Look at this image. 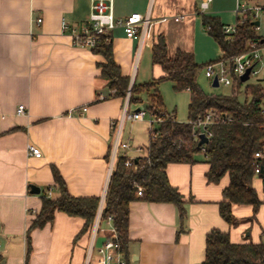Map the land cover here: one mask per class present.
<instances>
[{"label": "crops", "instance_id": "0c3cea01", "mask_svg": "<svg viewBox=\"0 0 264 264\" xmlns=\"http://www.w3.org/2000/svg\"><path fill=\"white\" fill-rule=\"evenodd\" d=\"M202 1H113L116 20L132 13L149 20L142 44L127 38L121 27L110 33L112 59L130 84L143 82L148 75L154 77L150 79L163 76L150 55L159 34L168 50L172 43L173 49L192 55L196 39L206 42L209 37L217 48L216 61L222 58L200 15L217 18L224 26L234 25L236 0H209L201 11ZM89 11L90 0H0V264L85 263L91 229L79 235L83 220L61 212L54 214L50 224L29 233L27 257L26 248L27 229L40 210L41 197L59 196L53 170L73 197H98L100 203L107 187L110 157L107 162L106 155L115 132L111 123L119 119L124 101L111 97L100 78L98 64L103 57L73 46L60 28L62 20L80 28L88 21ZM172 33L176 38L171 39ZM256 33L264 38V27ZM140 66L142 80L137 81ZM260 72L257 82L264 87V61ZM99 94L103 100H97ZM19 105L25 107L24 115H16ZM141 123L122 125L120 141L128 148L119 152L128 158L146 156L148 130L144 129V136L137 133ZM27 145L37 147L41 157H28ZM207 170L204 162L167 165L168 182L184 202L181 221L172 204L130 203L126 264H201L204 237L213 228L228 233L234 244L264 243V205L254 217L250 206L233 205L237 225L229 226L218 214L228 178L209 184L204 176ZM31 186L40 192L30 193ZM254 187L262 198L260 182L255 180ZM111 229V223L99 222L88 264H115L96 252L111 236Z\"/></svg>", "mask_w": 264, "mask_h": 264}, {"label": "trees", "instance_id": "16d2710c", "mask_svg": "<svg viewBox=\"0 0 264 264\" xmlns=\"http://www.w3.org/2000/svg\"><path fill=\"white\" fill-rule=\"evenodd\" d=\"M202 27L214 40L226 61L243 54L249 41H262L246 17L237 24L231 34L223 32L217 18L200 15ZM103 57L98 64L100 78L106 81V88L113 98L125 100L129 92L127 108L131 105H144L152 116L161 118L154 128L148 129L146 156L132 159V166L126 167V155L116 152L104 194L100 221L111 217L116 234L113 240L118 244L117 251L124 262L128 253V217L130 203L144 201L149 203H168L176 207L180 221L185 216L184 202L178 190L168 182L165 169L169 164H190L204 162L208 165L205 180L209 184L218 183L227 176L228 184L222 190V200L218 203V214L229 226L237 225L232 214L233 205L250 206L253 217L264 205V87L256 82L245 84L230 74L231 93L228 95L207 94L197 84V75L203 65L194 62L193 55L183 50H175L172 55L162 34L156 36L150 50L151 63L159 65L163 76L144 83L130 84V78L122 76L119 67L112 59L111 40L102 39L92 50ZM169 81L174 91L186 90L189 93L187 122L179 123L174 114L164 107L159 85ZM243 88V89H242ZM243 93V100L239 94ZM145 96L142 102L141 96ZM213 112L229 119L225 123L210 126L207 142L198 145L191 122ZM113 137V131L111 132ZM112 144L106 155L109 161ZM260 153L262 158H255ZM256 170L258 172L256 173ZM53 180L59 191L55 199L41 197V207L34 215L27 229L26 257L30 252L29 233L50 224L56 212L83 220L80 234L90 231L99 205L98 197H73L65 187L63 179L53 170ZM260 182L262 198L254 187ZM138 187L141 196H137ZM201 264H264V243L230 242L229 235L219 229H210L204 237V255Z\"/></svg>", "mask_w": 264, "mask_h": 264}, {"label": "built area", "instance_id": "2783aa9c", "mask_svg": "<svg viewBox=\"0 0 264 264\" xmlns=\"http://www.w3.org/2000/svg\"><path fill=\"white\" fill-rule=\"evenodd\" d=\"M113 1L114 0H90V11L88 16V21L82 25L80 28H71L69 27L65 21H61L60 28L63 33H67L71 39L72 45L78 48H83L87 50H93L99 46L102 39L108 41L110 39V33L116 27H121L125 33L127 38L136 39L140 44L143 42V38L146 32V28L148 26L149 20L147 17L142 18L138 13H132L125 19L114 18L113 14ZM209 0H203L200 4V9L203 11L207 7V3ZM234 14L236 17V21L234 25L223 26V32L225 34H231L234 32L237 24H242L246 20V17L249 16L252 21V25L254 22H258V25H253L255 31L259 29L261 23H264V0H236ZM40 19H36L35 22L40 23ZM177 21V18H175ZM264 49V44L258 41H249L248 49L241 55L236 56L229 61L224 59H220L214 63H209L204 67V75L206 78L212 79L216 76L218 85L222 84L225 86L231 85L230 74L239 78L242 76L247 68H250L249 78L252 76H257L259 73V69H256L258 64H262L264 61V56L261 54V50ZM241 59H244L241 62ZM229 66V67H228ZM248 78V80H249ZM264 83V81H263ZM103 95L99 94L97 96V100H103ZM128 105V93L125 97L123 108L121 111V115L117 121L112 122V126L114 127V141L111 148L110 153V163L108 166V175L110 174L112 164L116 155V152L120 150H125L128 148L127 143L120 141V134L122 125L125 121L133 122V121H143L146 112L144 110L140 111H130L127 108ZM85 108L81 109V112H84ZM264 111V109H263ZM16 115L21 116L25 114V107L23 105H19L16 108ZM152 116V115H151ZM154 118L155 123L161 122V118L158 116H152ZM229 119H226L224 116H220L219 114L213 112H207L202 118H198L191 122L193 130L196 135V139L199 141V135L204 134L208 139L210 136L209 127L213 124L217 123H225ZM152 122L150 123V127L152 126ZM26 155L28 157L40 158L41 152L40 150L33 146L27 145L26 147ZM255 158H262L260 153L254 154ZM143 158V157H141ZM132 159L128 158L125 161L126 167L132 166ZM258 170H256V173ZM137 196H141V188L138 187ZM103 197L98 205L94 221L91 226V235H90V243L88 246V251L85 258V263H89V258L94 247V239L96 235V231L98 229L100 215L103 204ZM107 222L111 223V217H107ZM116 238V234L112 227L111 236L107 238L100 246L96 248L97 254L105 261V262H114L115 264H126L121 257V254L117 251L118 244L113 241Z\"/></svg>", "mask_w": 264, "mask_h": 264}, {"label": "rangeland", "instance_id": "374dc122", "mask_svg": "<svg viewBox=\"0 0 264 264\" xmlns=\"http://www.w3.org/2000/svg\"><path fill=\"white\" fill-rule=\"evenodd\" d=\"M263 27H264V23H261L259 26V29H261ZM170 36H171V39H173V38H176L177 34L172 33ZM204 37L207 38L208 36L204 35ZM174 50L175 49H173V46L171 43V45H169V50L167 49V52L169 51L171 54H173L172 52H174ZM192 53H193L194 61L198 65H203L202 69L200 70V72L197 75V84L199 85V87L207 94H221V95L230 94L231 90H232L231 85L225 86V85L220 84V85H218V87H212L211 86V82H212L211 79L206 78L204 75V67L207 64L216 61V59L218 58L217 48H216V45L213 43V41L209 37L207 38L206 42H204V40H202L200 38H197L195 41ZM260 68H261V65L258 64L256 69H260ZM261 72L257 76L250 77L248 81L243 83V85L256 83L258 78L261 76ZM141 73H142V66H140V68L138 70L137 81L142 80V77L140 75ZM149 73L151 74V72H149ZM150 78H154V77H151L148 75V79H143L144 81L140 82V83L147 82V81L151 80ZM242 89H241V93L239 94V97H238V99L241 101L243 100V97H244L243 93H242ZM159 93L161 95L165 110L169 114H174L177 122L186 123L188 120L187 119V104L189 101V93L186 90L174 91L172 89L171 83L169 81H163L160 83ZM128 97H129V92H128ZM141 99H142L143 103L146 101L144 95L141 96ZM262 106L264 108V103ZM139 107L146 112V115H145V117L143 119V123H141V127L138 129L139 131H137V133H141L144 136L145 135L144 129L148 130L149 128H154L156 126V123L154 121V118L151 116V114L145 110L144 105H131L130 111H136V109ZM151 122L153 124L150 127ZM142 127H143V131L141 130Z\"/></svg>", "mask_w": 264, "mask_h": 264}, {"label": "water", "instance_id": "95a60500", "mask_svg": "<svg viewBox=\"0 0 264 264\" xmlns=\"http://www.w3.org/2000/svg\"><path fill=\"white\" fill-rule=\"evenodd\" d=\"M253 25L257 26L258 22H254ZM260 43H262V41H260ZM244 59H241V62H243ZM249 72H250V68H247L245 73L239 77V80L241 83H245L246 81H248L249 78ZM211 86L212 87H218V82H217V78L216 76L212 79L211 82ZM141 108H137L136 111H140ZM207 142V138L204 134H200L199 135V141H198V145L201 146L203 144H205ZM40 192V190L37 187L31 186L30 187V193L32 194H38Z\"/></svg>", "mask_w": 264, "mask_h": 264}]
</instances>
